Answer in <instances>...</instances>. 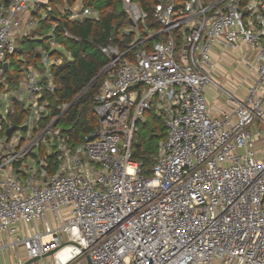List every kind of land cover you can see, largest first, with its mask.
Masks as SVG:
<instances>
[{
  "label": "built area",
  "instance_id": "obj_1",
  "mask_svg": "<svg viewBox=\"0 0 264 264\" xmlns=\"http://www.w3.org/2000/svg\"><path fill=\"white\" fill-rule=\"evenodd\" d=\"M79 1L70 21L98 19ZM121 3L132 24L120 36L132 40L99 47L98 125L77 147L43 99L61 58L43 52L19 88L0 91V258L23 264L57 249L56 264L65 251L66 264H264V0H156V28L136 0ZM53 12L50 0L0 1L1 66ZM218 45L255 57L242 59L249 73L232 93L214 79ZM207 89L231 110L213 115ZM16 104L26 111L18 127ZM151 110L167 134L146 178L132 144Z\"/></svg>",
  "mask_w": 264,
  "mask_h": 264
},
{
  "label": "trees",
  "instance_id": "obj_2",
  "mask_svg": "<svg viewBox=\"0 0 264 264\" xmlns=\"http://www.w3.org/2000/svg\"><path fill=\"white\" fill-rule=\"evenodd\" d=\"M77 1L50 0L54 12L46 20L40 21L29 38L18 43L20 49L17 48L14 54L7 57V70L0 65L9 81L0 84V91H3L4 87L9 84L17 86L23 72L29 66L38 67L42 57L38 51L39 48L50 53L52 57L62 58V63L52 68L55 92L46 93L43 99L49 102L51 117L60 116L58 125L67 134L69 144L73 148L81 144L98 125L93 106L95 97L99 94L106 79V75L101 72L108 63L99 47L113 44L125 50L132 40V37L120 36L121 31L130 24L121 0H82L85 7L95 9L99 13L98 19L70 21L69 11L63 14L55 10L58 6L67 10L65 5L68 4L69 8ZM136 1L149 14L150 26L158 27L152 17V6L156 0ZM54 23L57 26L51 36ZM65 33H69L70 37H66ZM53 39L63 51L51 50ZM20 57H28L26 68H23L25 61ZM14 66L20 70H12ZM62 105H70L63 114V109L60 108ZM14 108L16 112L11 116L12 125L18 127L26 111L21 104L14 105ZM49 120L50 117L42 123V126H46ZM166 134L164 119L154 110L148 111L146 120L138 125L133 139L132 154L133 159L141 163V172L146 178L152 174L158 146L165 139Z\"/></svg>",
  "mask_w": 264,
  "mask_h": 264
},
{
  "label": "crops",
  "instance_id": "obj_3",
  "mask_svg": "<svg viewBox=\"0 0 264 264\" xmlns=\"http://www.w3.org/2000/svg\"><path fill=\"white\" fill-rule=\"evenodd\" d=\"M4 2V0H0ZM78 3V1L76 2ZM76 3L74 6H76ZM73 7V6H72ZM39 50H41L39 48ZM59 50H62L59 49ZM42 52H44L42 50ZM222 52V54H221ZM245 56V57H243ZM213 59L217 61V70L214 73V79L219 83V85L228 92H235L236 91V86L242 81L247 79V76H245V70H247L246 65L242 62V59H245L250 62L255 61V57L253 54L248 53L247 49H238V50H223V47L221 45H218L214 50H213ZM238 64V65H237ZM237 66V67H236ZM40 67V63L38 65ZM37 67V68H38ZM252 78L250 79L251 82L248 84H245L244 86H248L252 81L254 80L253 77H256V72L251 74ZM213 90L214 94H208L206 96L207 102L211 108V111L213 115L217 116L219 115L221 110L224 111H230V105L227 103V98L226 94L223 93L221 90H215V89H210L209 91ZM244 92L242 96L238 95V93ZM237 96L239 98H243L244 95L246 94L245 91H239L236 92ZM67 252L65 251L64 253H61L58 255L59 260L57 264H66L67 261L69 260V256L66 254ZM85 260V263L87 264V259L81 258ZM0 264L1 258H0Z\"/></svg>",
  "mask_w": 264,
  "mask_h": 264
},
{
  "label": "rangeland",
  "instance_id": "obj_4",
  "mask_svg": "<svg viewBox=\"0 0 264 264\" xmlns=\"http://www.w3.org/2000/svg\"><path fill=\"white\" fill-rule=\"evenodd\" d=\"M79 1V0H78ZM82 0H80L79 2H81ZM77 7H78V9H80V5H76ZM68 8V4L67 5H65V9H67ZM63 11H64V13L63 14H65L66 13V11L67 10H64L63 9ZM34 36V35H33ZM35 36H37V35H35ZM18 49H20V48H18ZM39 51V53H43L42 52V50H38ZM60 51H63V49L62 50H60ZM45 52V51H44ZM22 57H20V59H21ZM25 62H24V64H23V68H26V66H27V62L29 61V59H28V57H23L22 58ZM60 61L62 62V58L60 59ZM238 65V64H237ZM29 67H32V66H29ZM237 67V66H236ZM247 70H245V76H247L248 75V73H249V69L248 68H246ZM12 70H20V68H18V67H16V66H14L13 67V69ZM250 77H252V76H250ZM0 80L3 82V83H7V82H9L8 81V77H7V75H5V73L3 72V73H1L0 72ZM241 83V82H240ZM17 85V88H19V83L18 84H16ZM8 88H10L11 90H14L16 87H15V84H9V87ZM210 89H207V91H206V96H208V94H207V92L209 93V94H214V91L213 90H211V91H209ZM246 90V86H244L242 89H241V91H245ZM244 94V92H241V93H238V95H240V96H242ZM44 231V230H43ZM60 257V256H59ZM1 262H2V264H14V258H13V255H5L4 257H2L1 258ZM35 264H56L55 263V261H54V259L52 258V257H50V258H46V259H41L40 261H38L37 263H35ZM72 264H86L85 263V260L84 259H80L79 261H77V262H75V263H72Z\"/></svg>",
  "mask_w": 264,
  "mask_h": 264
},
{
  "label": "water",
  "instance_id": "obj_5",
  "mask_svg": "<svg viewBox=\"0 0 264 264\" xmlns=\"http://www.w3.org/2000/svg\"><path fill=\"white\" fill-rule=\"evenodd\" d=\"M130 24H132V21L130 20L129 21ZM5 68L7 70V65H5ZM14 127L10 128L8 131H7V136L10 137L12 135V133L14 132ZM58 250L55 249V250H52L50 251L49 253L45 254L42 258L40 257H36V258H33V259H29L28 261H26L25 263L23 264H35L37 263L38 261H40L41 259H46V258H50L52 257ZM87 264H91V261H90V258L87 257Z\"/></svg>",
  "mask_w": 264,
  "mask_h": 264
},
{
  "label": "bare ground",
  "instance_id": "obj_6",
  "mask_svg": "<svg viewBox=\"0 0 264 264\" xmlns=\"http://www.w3.org/2000/svg\"><path fill=\"white\" fill-rule=\"evenodd\" d=\"M49 239H46L45 241H48Z\"/></svg>",
  "mask_w": 264,
  "mask_h": 264
}]
</instances>
